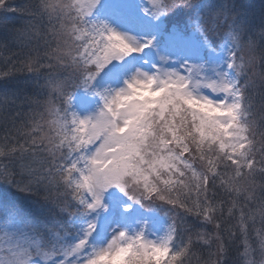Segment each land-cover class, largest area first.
<instances>
[{"label":"snow or ice","instance_id":"1","mask_svg":"<svg viewBox=\"0 0 264 264\" xmlns=\"http://www.w3.org/2000/svg\"><path fill=\"white\" fill-rule=\"evenodd\" d=\"M150 4L154 22L191 10L197 59L144 58L156 36L115 26L104 0H0V13L28 17L15 38L35 52L18 67L5 57L0 79L47 70L49 93L40 111L0 109V182L56 210L0 217V264H224L237 239L241 264H264V20L257 32L227 2ZM81 89L85 105L97 98L84 115ZM109 189L130 202L123 213L163 210L167 223L157 233L122 213L101 230Z\"/></svg>","mask_w":264,"mask_h":264},{"label":"trees","instance_id":"2","mask_svg":"<svg viewBox=\"0 0 264 264\" xmlns=\"http://www.w3.org/2000/svg\"><path fill=\"white\" fill-rule=\"evenodd\" d=\"M11 2L13 6H21L35 3L36 0H11ZM198 2L199 0H195L194 8L198 6ZM204 2L205 4L229 3L235 10L241 12L251 24L255 25V31L257 32L261 21L264 20V0H204ZM178 13H191V10L179 9ZM18 17L20 21L16 19ZM27 19L28 17L16 13H0V70H6L8 67V64L5 63V57L10 56L9 64L12 61H16V66L18 67L19 61L25 59L29 54L35 55V52H31L29 47L18 43L15 38L16 31L23 29ZM256 38L258 39V37ZM39 50L43 53L44 48L42 45ZM46 76L47 70H42L39 77L23 71L14 72L13 75L0 79V109H2L3 113L14 115L17 111L30 113L42 110V103L37 104L36 101L43 102L48 97V89L41 87L45 82ZM5 98L7 99L6 104ZM258 101L259 96L257 95ZM4 132V125L0 124V136ZM17 178L19 179V177ZM41 198L34 193L26 195V193L18 191L13 185L0 182V217L6 210H12L11 213L19 212L32 220H36L39 217L50 219L52 213L56 210L51 205L42 203ZM156 212H161L164 215L163 210ZM189 222H192V218H189ZM208 227L211 229V226ZM200 251L203 253L204 258H207V249L201 248ZM242 251L243 246L238 239L232 242L224 264H241L238 252Z\"/></svg>","mask_w":264,"mask_h":264},{"label":"rangeland","instance_id":"3","mask_svg":"<svg viewBox=\"0 0 264 264\" xmlns=\"http://www.w3.org/2000/svg\"><path fill=\"white\" fill-rule=\"evenodd\" d=\"M104 4V14H106L113 24L121 30L131 31L133 34L156 36V48L146 49L143 54V57L149 61L159 62L157 50L160 55H168L172 57L174 61L198 58L196 54V45L199 43L200 37L192 34L190 29L186 27L187 17L191 13L179 14L177 10L162 17L160 21L154 22L143 13L144 7L147 5L149 7L151 6L150 0H104ZM197 5H205L204 0H199ZM16 19L20 21L19 17ZM212 39L217 43L220 42V37L218 36H213ZM203 56L204 59L207 60L208 52L204 51ZM215 59L217 62L223 60V53H219ZM137 62H139V60ZM171 66H178V64H173ZM84 99L85 94L83 90H77L72 103L73 108L81 115L94 110L97 103V98L87 97V105H85ZM3 187L5 186L3 185ZM32 194L33 193H26V195ZM105 200L106 203L109 204V210L101 218V230L104 228L105 220L113 217L118 218L119 215L123 213V209L121 208L122 204L130 203L122 193H119L118 189H109L105 194ZM41 202L45 203L43 200ZM11 211L6 210L4 214H1V217L7 218L12 214ZM123 214L127 215L133 222L136 220H147L152 230L157 233H159L167 223V220H165L166 217L162 215L161 212L148 211L138 205H134L127 213ZM3 227V219L0 218V235H3Z\"/></svg>","mask_w":264,"mask_h":264},{"label":"clouds","instance_id":"4","mask_svg":"<svg viewBox=\"0 0 264 264\" xmlns=\"http://www.w3.org/2000/svg\"><path fill=\"white\" fill-rule=\"evenodd\" d=\"M145 209H147V208H145Z\"/></svg>","mask_w":264,"mask_h":264}]
</instances>
